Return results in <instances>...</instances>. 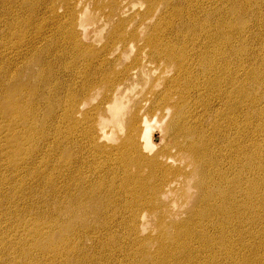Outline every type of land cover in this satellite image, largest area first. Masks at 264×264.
Listing matches in <instances>:
<instances>
[{
    "label": "bare ground",
    "instance_id": "1",
    "mask_svg": "<svg viewBox=\"0 0 264 264\" xmlns=\"http://www.w3.org/2000/svg\"><path fill=\"white\" fill-rule=\"evenodd\" d=\"M0 264H264V0H0Z\"/></svg>",
    "mask_w": 264,
    "mask_h": 264
},
{
    "label": "rangeland",
    "instance_id": "2",
    "mask_svg": "<svg viewBox=\"0 0 264 264\" xmlns=\"http://www.w3.org/2000/svg\"><path fill=\"white\" fill-rule=\"evenodd\" d=\"M90 7V6H89ZM158 136H159V133H158V131H153V134H152V137H155L156 139H154L155 140V142H156V140H157V138H158Z\"/></svg>",
    "mask_w": 264,
    "mask_h": 264
}]
</instances>
